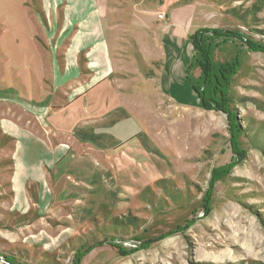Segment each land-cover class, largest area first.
Wrapping results in <instances>:
<instances>
[{"label":"rangeland","instance_id":"obj_1","mask_svg":"<svg viewBox=\"0 0 264 264\" xmlns=\"http://www.w3.org/2000/svg\"><path fill=\"white\" fill-rule=\"evenodd\" d=\"M16 1L22 21H0V264H264V0H193L221 10L204 41L235 69L227 115L202 108L189 38L162 30L186 0L135 29V0Z\"/></svg>","mask_w":264,"mask_h":264},{"label":"crops","instance_id":"obj_2","mask_svg":"<svg viewBox=\"0 0 264 264\" xmlns=\"http://www.w3.org/2000/svg\"><path fill=\"white\" fill-rule=\"evenodd\" d=\"M134 2L135 3L131 8L132 13L129 19V24L135 29L137 25L143 28L149 27V25L152 23V18L154 15L156 18H160L161 13H159V15L155 14V12L159 11L154 10V8L158 3L164 4L165 0H135ZM196 2L197 3L194 4L193 0L182 1V5L174 6L175 8L171 9L170 12H165L166 15L163 14L165 17V19H163L164 23L161 24L162 30H172L173 37H175V35H179L180 38L183 37L182 39L186 41L196 31L201 30L204 27H214L215 19L219 18L218 11L220 9L214 5H208L205 1ZM177 4H180V2L177 1ZM21 7L22 4L16 0H0V21L5 22L3 20L11 19L13 17L16 18L12 21V24L19 22V20L22 21L21 19H23V17L21 16ZM175 21L176 23H179H177L178 25H180L179 30H173L175 29ZM9 24L10 22L3 24L0 23V26L6 28V26H9ZM183 30L185 31L182 33ZM188 42L190 45V48L187 46L188 59H191L194 54V50L190 43V39Z\"/></svg>","mask_w":264,"mask_h":264},{"label":"trees","instance_id":"obj_3","mask_svg":"<svg viewBox=\"0 0 264 264\" xmlns=\"http://www.w3.org/2000/svg\"><path fill=\"white\" fill-rule=\"evenodd\" d=\"M209 32H214L215 34L220 33L217 29L203 28L196 31L189 38L194 53L199 56L197 63L203 74L202 84L200 87L195 88V92L200 99L203 110L220 112L227 115L226 108L230 103L227 98L226 87L228 80H230V77L235 73V69L229 64L220 67H216L213 64L211 59V48H209L204 41L205 34ZM255 49L264 51V47L261 45H256ZM228 120L230 122V119H227V122ZM229 126L234 130L232 136L235 137V142L237 143L239 129L238 123ZM235 127H237V129ZM6 260L7 262L12 263V260Z\"/></svg>","mask_w":264,"mask_h":264},{"label":"built area","instance_id":"obj_4","mask_svg":"<svg viewBox=\"0 0 264 264\" xmlns=\"http://www.w3.org/2000/svg\"><path fill=\"white\" fill-rule=\"evenodd\" d=\"M162 17V16H161Z\"/></svg>","mask_w":264,"mask_h":264}]
</instances>
